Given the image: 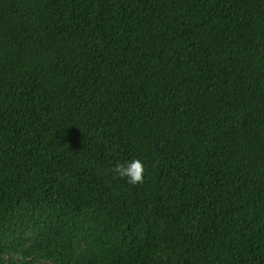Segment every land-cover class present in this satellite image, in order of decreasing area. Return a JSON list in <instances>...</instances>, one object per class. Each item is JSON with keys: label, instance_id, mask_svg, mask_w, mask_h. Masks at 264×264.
<instances>
[{"label": "trees", "instance_id": "obj_1", "mask_svg": "<svg viewBox=\"0 0 264 264\" xmlns=\"http://www.w3.org/2000/svg\"><path fill=\"white\" fill-rule=\"evenodd\" d=\"M0 264H264V0H0Z\"/></svg>", "mask_w": 264, "mask_h": 264}, {"label": "clouds", "instance_id": "obj_2", "mask_svg": "<svg viewBox=\"0 0 264 264\" xmlns=\"http://www.w3.org/2000/svg\"><path fill=\"white\" fill-rule=\"evenodd\" d=\"M110 172L115 177L126 179L130 185H137L143 182L146 168L143 159L133 156L130 159L115 163L110 168Z\"/></svg>", "mask_w": 264, "mask_h": 264}]
</instances>
